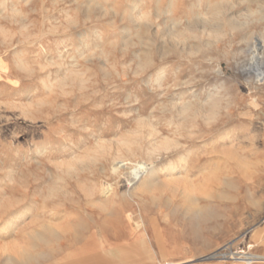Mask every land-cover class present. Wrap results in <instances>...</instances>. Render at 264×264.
<instances>
[{"label": "rangeland", "instance_id": "obj_1", "mask_svg": "<svg viewBox=\"0 0 264 264\" xmlns=\"http://www.w3.org/2000/svg\"><path fill=\"white\" fill-rule=\"evenodd\" d=\"M235 251L264 256V0H0V264Z\"/></svg>", "mask_w": 264, "mask_h": 264}, {"label": "bare ground", "instance_id": "obj_2", "mask_svg": "<svg viewBox=\"0 0 264 264\" xmlns=\"http://www.w3.org/2000/svg\"><path fill=\"white\" fill-rule=\"evenodd\" d=\"M220 6V5H219ZM219 6H216L217 8H215V15L218 14L221 10L219 8ZM229 22V21H228ZM233 25H235L233 23ZM232 25V26H233ZM234 27V26H233ZM148 28V27H147ZM182 32H180L178 35L175 34V36H178L180 37V34ZM183 34V33H182ZM184 35V34H183ZM182 37V36H181ZM180 37V38H181ZM161 84V77H156L154 79H151L148 81V85H149V88H153L154 86L156 85H160ZM214 104V102H211ZM191 103L190 102H184L182 105H181V110L182 112H187V110H189L191 108ZM187 114V113H186ZM168 145V144H167ZM166 145V146H167ZM167 148V147H166ZM187 160V155L183 154L181 156H179V158L177 160H174L170 163L169 165V168L168 170L166 171V176H170L172 174L173 171H176V169L182 165L185 161ZM121 162V161H120ZM124 165V162H121L118 166H122ZM126 165V164H125ZM186 165V164H185ZM117 166V165H116ZM117 166V167H118ZM185 167V166H184ZM121 168V167H120ZM154 173H155V170H151V169H147L145 168L144 166H138V168L134 169L133 170V179H132V182L134 183H137L139 182L140 185L144 186L150 182H154L155 180V177H154ZM165 176V177H166ZM104 191V194L106 196H109V194L112 192V189H110V187H106L103 189ZM114 192V191H113ZM103 195V196H105ZM192 198V197H191ZM196 201V200H195ZM189 210L191 209L190 207L188 208ZM189 212V211H188ZM37 211L35 209H30L29 210H26L24 213H18V215H16L14 217V222L15 223H18V222H22L23 220H26L28 218H32L34 216H37ZM199 218V217H198ZM13 222V221H12ZM202 223V222H201ZM15 228V226H14ZM243 254L244 251H235V252H231V253H219V252H214L213 254H211L209 257L211 258H217L218 256H222L224 258H230V259H233V260H239V259H243L246 261V264H251L253 263L255 260H263L264 259V256H260V255H251V256H244ZM39 255V253H38ZM24 257L23 258V261H29V260H33V258L35 257L34 254L30 253V252H26L24 253ZM130 257V256H129ZM13 257H8L5 259V263L4 264H14V261H13ZM94 262V260H92ZM131 261V260H130ZM244 261V262H245ZM81 264H89L88 262H82Z\"/></svg>", "mask_w": 264, "mask_h": 264}]
</instances>
